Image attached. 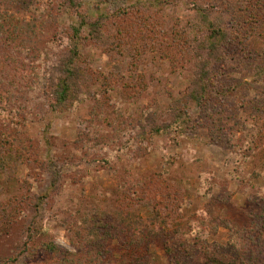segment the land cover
<instances>
[{
    "label": "rangeland",
    "instance_id": "obj_1",
    "mask_svg": "<svg viewBox=\"0 0 264 264\" xmlns=\"http://www.w3.org/2000/svg\"><path fill=\"white\" fill-rule=\"evenodd\" d=\"M80 1L90 19L136 1L146 5L104 22L97 40L89 26L81 29L78 88L61 111L53 108L57 72L67 56L63 50L71 28L80 21L52 8V19L47 14L41 18L51 27L36 29L34 40L40 43L33 47L44 55L35 91L18 97L8 111H3L5 94H0V137L9 140H3L7 143L0 151L13 145V155L24 150L27 159L17 163L12 176L0 172V215L11 211V198L24 203L25 210L0 236V264H10L17 255L14 264L24 263L21 249L33 223L39 225L32 242L38 251L52 243L83 257L78 264H85L83 243L66 231L69 221L84 214L83 201L105 207L118 206L119 200L134 221L130 239L137 250H123L128 239L123 233L122 242L111 239L105 246L110 262L144 256L150 264H174L163 243L168 237H152L145 228L166 203L155 210L127 197L128 182L136 188L156 184L170 192L178 208L169 215L170 225L160 228L170 236L203 241L210 249L206 260L216 249L235 255L243 245L246 264L255 258L264 264V22L248 18V9L234 0H160V6L152 0ZM124 26L123 34H117ZM208 28L223 30L229 38L238 32L246 36L217 48L209 61L203 31ZM118 70L124 78L116 83ZM200 93L199 104L194 98ZM185 116L191 121L179 133H150L175 118L182 124Z\"/></svg>",
    "mask_w": 264,
    "mask_h": 264
},
{
    "label": "trees",
    "instance_id": "obj_2",
    "mask_svg": "<svg viewBox=\"0 0 264 264\" xmlns=\"http://www.w3.org/2000/svg\"><path fill=\"white\" fill-rule=\"evenodd\" d=\"M152 1L156 6L161 5L160 0ZM166 1L169 2L170 0ZM234 1L243 6L244 9H248V18L257 22H264V0ZM145 5L146 4L140 1H136L132 6H125V8L115 11V13L110 16L104 17L98 15L95 19H90L83 11L80 0H61V4L54 7L39 5V3L34 2V0H0V94L4 92V99L6 100V107H4L5 110L3 111H8L9 107L17 101L18 97L22 99L25 95L28 96L35 91V79L43 68V65L40 64L43 63L41 53L44 51L34 49V44L40 43V40L34 39L36 38V29L44 30L49 28V26L51 27L50 24L44 22L46 18L52 19L49 18L51 13L48 14V9L52 8L51 12L53 10L62 12L66 11L71 17L77 18L80 21V26L71 28L72 33L69 38L67 37L68 43L66 44V50L62 49L67 56L61 63L60 69L57 72L60 79L57 80V85H55L53 108L54 111H61L62 106L64 107L68 102L74 101L73 99L76 96L75 91L78 88L77 82H79L80 76L78 65L81 61V55L78 52L77 45L81 29L89 26L93 38L97 40L99 31L104 27V22L112 17L115 18L122 15L128 16L130 10L132 11L135 8L139 9ZM45 14H47L46 18L41 19ZM25 16H29L32 19L31 22L25 20ZM153 27L156 28L157 32L160 34H165L166 32L159 24H153ZM126 28L127 27L124 26L117 29V34H123ZM203 31L207 34L204 37L206 40L205 43H207L210 48L208 50L209 54L211 53L208 58L209 61H211L213 51L215 52L217 48H223L227 45L232 46L233 44L239 43L241 37L246 36V34L240 35L238 32L235 33L233 37L230 36L229 38L227 34L220 29L215 30L208 28ZM192 37L194 41L197 39L195 35H192ZM227 39H229V42ZM199 51L202 52L206 50L199 48ZM29 71L30 74L27 73ZM201 77L202 76L198 73L197 78ZM119 78L123 79L124 77L118 70L117 74L114 75L116 83H118ZM106 85L109 86L107 83ZM140 88H145V85L141 84ZM112 90L113 89H111V91ZM109 99L110 98L108 97L105 102L107 103ZM195 99L200 104L203 99V93L198 94L194 100ZM2 119L4 121L7 120V118ZM177 119L178 118H175L174 121H170V123H161L159 126H153L150 133L159 134L168 131L179 133L178 129L180 128L181 131L184 130L185 126L191 121L190 117L185 116V121L180 124ZM172 128H175V130H171ZM90 134L91 133L88 132L86 136L89 138ZM2 137L3 135H1L0 139ZM5 139L6 138L0 140L1 146L5 145L4 143H7L6 141H9L6 139L4 142L3 140ZM21 143L23 142L21 141ZM12 146L11 149L9 148L5 153L0 151V172H7L10 176L16 173L17 163L19 161L25 162L27 160L24 150L23 153L13 155ZM128 184L129 185L127 187L125 186L123 190L124 194L127 197L142 201V205L153 206L155 210H159L157 204L166 203L164 208L160 209L163 212L157 211L154 218L149 221L150 223L145 228L149 235H153L152 237L158 236L160 237V240L168 237L163 243L172 263L199 264L198 259H203L204 264H246V250L243 245L236 249L235 255H231L232 252L229 253L228 251H225V249H216L213 251L216 253L215 256L211 257L209 260V257L212 255L211 253V255H208L207 257L208 260H206V255L209 253L210 249L204 245L203 241L198 243L194 240L197 238L185 237L184 239H180L176 235L170 236L163 233L164 230H162L160 226L170 225L169 215L172 211L174 214V209L178 208L175 203L170 202L172 200L171 193H163L162 190L157 189L156 184L141 185L138 188L132 187L129 182ZM131 198L125 199L124 202L130 203ZM7 203L11 206V211L6 212L3 210L2 215H0V236H2L3 233L5 234L9 226L15 224V221L18 218H21L23 211H25L22 207L24 203H21V201L11 198ZM103 206L104 205H101V207L93 206L92 204L83 201L84 214L73 217L69 221L71 223H68L66 227L67 233H70L77 243H83V252L86 255L83 252L81 253L85 255V264H108L110 262L107 257L109 251H107L105 246L112 242V240L122 242L121 236L123 233L128 234V239L123 243V248L125 249H122L125 251H127L128 248L132 251L137 250V244L131 240L133 238L132 225L134 221L130 218L129 213H127V209L124 208L125 204L119 200L118 206ZM38 226L33 223L27 229L29 233L27 236V242L22 245L23 247L21 249L22 255H25V261L23 264L49 263L53 260L58 261L54 264H78L83 260V257H77L76 254L61 251L52 243L47 244L45 247L46 250L38 251L37 247L32 244L34 238L40 234ZM151 226H154L155 229H152ZM200 226L202 227V225ZM101 230H105L103 232L104 234H102ZM11 231L12 230L10 229L6 235L10 234ZM115 231L117 232L116 234L114 233ZM241 240H243V237H241ZM92 256H95V258L92 259ZM19 258L18 255L12 258L10 264L16 263ZM145 258L147 257L139 256L138 258L136 257L134 260H128L127 262L120 260L121 258H115L116 261L114 258L111 260L112 262L114 260L116 264H150ZM112 262H110V264H112ZM250 262L252 261L250 260ZM251 264H263V262L262 260L255 258Z\"/></svg>",
    "mask_w": 264,
    "mask_h": 264
}]
</instances>
